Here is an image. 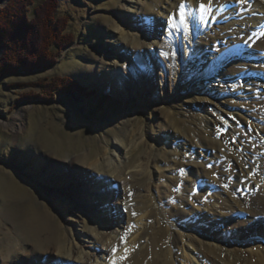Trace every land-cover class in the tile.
<instances>
[{
	"label": "rangeland",
	"instance_id": "1",
	"mask_svg": "<svg viewBox=\"0 0 264 264\" xmlns=\"http://www.w3.org/2000/svg\"><path fill=\"white\" fill-rule=\"evenodd\" d=\"M43 1L34 0L32 11ZM149 1L59 0L58 16L70 18L68 31L74 42L53 66L22 67L0 76V264H80L75 261L85 250L67 262L57 251L34 255L36 246L54 238L63 239L66 246L69 240L88 243L96 227L111 229L118 216L114 219L115 210L103 203L106 197L152 204L155 216L150 227L164 231L161 241L167 243L158 245L157 251L172 249L174 264L183 263L180 247L190 244L191 238L202 234L214 242L218 230L227 236L220 241L224 247L241 251L246 240L232 238L230 229L264 214V207L255 202L264 192V172L258 171L264 164V9L256 4L238 9L228 1L229 17L227 10L214 5L201 25L192 19L198 1L187 0L191 31L182 33L167 23L169 15L178 12L181 0H174L161 19V29L156 28L164 31L160 46L172 48L174 59L169 65L162 59V66L151 68L139 65L126 45L147 37L143 14ZM250 2L254 1L241 4ZM121 3L127 12L120 10ZM173 23H179L178 15ZM123 27L127 29L121 32ZM248 30V39L236 35ZM111 39L115 44L109 43ZM3 52L0 48V64ZM107 53L121 61L115 73L109 71L113 66L104 67L102 73L110 81L104 84L97 70ZM153 56L146 51L145 62L161 61ZM161 69L167 73L165 88ZM56 77L76 80L96 94L90 98L76 88L46 95L40 81ZM116 78L124 86H113ZM84 152L99 159L102 169L82 161L75 168L64 163ZM110 160L124 165L126 173L142 163L146 181H139L138 172H129L126 180L113 184ZM145 214L134 217L133 225L145 221ZM124 218L122 223H128L129 216ZM208 220L213 227L206 226ZM139 233L113 256L105 253L102 262L107 256L125 254ZM245 235L259 240L248 243L249 249L257 253L264 248V226L254 236ZM148 242V237L142 240L143 245ZM246 254L252 262L259 260L247 248ZM200 263L209 262L200 258Z\"/></svg>",
	"mask_w": 264,
	"mask_h": 264
},
{
	"label": "bare ground",
	"instance_id": "2",
	"mask_svg": "<svg viewBox=\"0 0 264 264\" xmlns=\"http://www.w3.org/2000/svg\"><path fill=\"white\" fill-rule=\"evenodd\" d=\"M124 1L128 2V0H124ZM173 1L174 0H150L145 5V7H144L145 14H143V15H145L144 18H145V22L147 24V31H146L147 37L139 36L137 38V40L134 42L133 41H127L126 42L127 47L129 48V50L132 51L131 52L133 54L132 56L139 63V65H141V64L143 66L149 65V66H151V68L156 67V66H162V59L166 63L169 62L168 65L170 64V62L172 64V61L174 59V55H171L172 54V48L167 47V46H163V45L160 46L161 43L158 40H159V38L162 37V34L164 33V31L156 30V28L161 29V27L159 26V24L161 23V19H164L166 17V12H168V10L170 9ZM197 1H198L197 2V8H198V4H199L200 0H197ZM228 1H230V3L232 2V5H236L238 7V9H240V7L248 9V8H250V6H253L254 4H256L255 6L260 7L259 9H264V0H253L254 2H252V3L250 2L249 4H246V5H245V3L241 4V2L236 3L237 0H218L217 3H216V0H211V9H212V7H215L214 5H217L216 7H219L220 9L227 10V5L229 3ZM243 1H247V0H243ZM6 2H7V0H0V7ZM203 2L205 4H207L208 0H203ZM125 7H127L126 4L119 5V8L121 11L127 12L128 9H125ZM237 7H236V9H237ZM236 9H234V10H236ZM212 13L213 12L210 11V13L205 15V19L203 21H201L199 19L200 13L196 9V11H193L192 19L195 22H197L198 24L203 25L204 22H206L208 16H210ZM233 13H234V11H233ZM229 14L230 13L227 10L225 15L228 16ZM211 18L213 19V16ZM154 19H157L158 21L154 22ZM257 19H260V17H257L256 19H254V21ZM251 21H253V19H251L250 22ZM250 22H249V25H250ZM143 24H144V22H143ZM244 24H245V22H244ZM260 25H259V27H260ZM226 26H228V25H226ZM116 28L120 29L119 27H116ZM125 29H127V28L126 27L121 28V32L126 31ZM148 31H150L151 33H149ZM244 31H240V33L236 34V35L240 36V38L242 36L243 38L248 39L249 35L247 36V34H250L251 32L249 33V30H248V33H245ZM112 32H113V34H116V31H114L113 29H111V33ZM119 36L121 37V39H124L122 34H120ZM233 39H234V37H233ZM238 39H239V37H238ZM257 39H258V36L256 37V40ZM261 40L264 41V37ZM109 43L115 44V40L111 39L109 41ZM158 48H160V50ZM146 51H150L151 54L154 55L153 57H159V59H161V61L158 60V58L155 61L154 58L151 59L149 57L151 59V61L147 62L148 63L147 64L145 62L146 60L144 58V54H146ZM116 52L117 51L110 50V54H112V53L114 54ZM118 53L120 54V51H118ZM110 54L107 53V55L103 59V62L101 63L102 64L101 67L97 70L98 72H100V80L101 81L103 80L104 84L110 83V81L108 82V79H107L108 76L106 74L102 73V72L106 71V68H104V67L105 66L106 67L113 66L111 69H109V71L115 73V69H116L115 66H118L119 62L121 61L120 59H117L116 57H112ZM165 54H167V55H165ZM153 62H155V63H153ZM159 74L162 76V78H165V80L162 81L163 88H165L166 86H168L167 73H166V71L162 70V72H159ZM149 79H152L150 73H149ZM111 83H113V86L115 84V87H116V84H120L121 86H124L122 81L119 80L118 78H116V80H112ZM151 85H152V83H151ZM126 86H127V88H129L128 83L126 84ZM142 94H140V96H142ZM81 161L88 163V167L93 168L94 170L95 169L101 170L103 167V163L99 159H96V157L91 158L89 152H84V153H80V154L78 153L74 160H71V161L66 160V161H64V163L70 164V167L72 166L73 168H75L76 167L75 164H79V162H81ZM112 162L113 161L110 160V162H109L110 167L113 164ZM134 166H135L134 167L135 170H129V172L130 173L138 172L140 174L139 179H141L139 181L141 183L145 182L147 179L146 176L148 173H147V171H145V170L142 171L143 169L142 170L140 169L142 167V163H138ZM123 167H125V166L123 165L121 167L120 164L118 163V161L112 165V168L114 170L111 173L112 176H110L109 179L111 178L113 184L127 179V177L124 175L128 174L129 172L126 173L125 172L126 169L124 171ZM131 169H132V167H131ZM202 169H205V168H202ZM258 171L261 173L264 172V164H262L260 166V170H258ZM228 173H231L230 170H228ZM132 175L134 176V174H132ZM262 176H261V174H259L257 176V178L262 179ZM106 177H108V176H106ZM148 178H150V177H148ZM129 185H130V183H129ZM89 196L92 197L91 195H89ZM93 198H95V197L93 196ZM96 199H97V197H96ZM107 199L108 198L106 197L103 200V203H107V205H108L107 207H109L110 210H115V212H114L115 214L113 213L114 219L118 216L117 219L114 221L115 223H112L111 227H109L111 229L102 231L101 229H98V227H96V229L93 231V233L95 235L94 238L93 239L91 238L88 241V243H86L87 241H85V243L83 242V244H80L78 242L75 243L74 240H72V241L69 240L67 242L68 244L66 246V243H63V239H61V238H59V239L54 238L52 240H48V242L43 243V244H41L42 243L41 242L40 243L41 245L36 246V250L34 249L35 250V253L33 252L34 255L35 254L36 255L37 254L38 255L39 254L40 255H44V254L48 255V254H52V251H57L58 255L61 256V258L64 261L68 262L71 259L73 260L75 258V255L78 254L79 250L82 249L83 251L85 250L84 256H82L80 258L78 257L77 258L78 261H75V262L80 263V264H174L173 261H175V260H171V253L173 251L172 249H169L167 251L163 250L161 253H158L159 251H157L158 245L161 244V246H164L167 243L165 241L164 242L161 241L162 237L165 234L164 231H162L160 229L154 230L152 227H150L151 219H152V217L155 216L154 211H152V209H153L152 204L151 205L150 204L144 205L145 199L143 201H140V199L137 201L131 199V201H129V202L128 201L126 202L125 200L123 202H121L120 199L116 198V196L109 198V201H107ZM99 200H101V199H99ZM255 202H256V204H259L260 206L264 207V192H263V194L259 195L257 200L255 199ZM116 206L117 207L120 206L121 208L118 209V208H116ZM144 211L146 213L145 214V221L140 219V220H138V222L134 226L132 220L134 219V217L138 216L139 214H141V213L143 214ZM260 212H262V211H260ZM255 213L256 214H262L263 212L262 213L255 212ZM124 214L125 215L127 214L129 216V221H128V223H125V224L122 223V221H125V218L123 219ZM196 214L200 215V216L202 215L201 212H199V210H196ZM178 215L180 217L184 218L186 214H184L183 212H180ZM218 223H222V222L218 221ZM206 224H208V225H206L207 227L211 228V227H213L212 225L214 223L213 222L210 223V220H208ZM259 225H261V227ZM117 226H120V227L123 226L125 228V230H122L121 228L117 229ZM258 226L262 230V228L264 226V214L260 217L258 215H256L254 219L247 220V221H245V223L239 222V224H236L235 227L232 229H230L228 227L231 230L230 233L233 234L231 236L232 238L239 239L240 243H241V241L246 240L245 243L244 242L241 243L242 247H239V248H241V251L239 249H235V250L229 249V248L224 247L222 245V243L220 241H223V240L225 241L227 239V236L224 235L223 230L215 231L216 233L213 234L216 237L214 242L207 241V239H206L207 237L202 236V234L195 237V239L191 238L190 244H188L187 246L184 244V246L180 247V249L184 252L182 264H201L200 258H203L205 261H208L209 262L208 264H264V248L261 251L256 253V252H254V250L249 249V247L246 246L248 243H249V246H251L250 244L259 243V240L252 239V238L249 239L248 235H245L246 232H249V235H252V234H253V236L256 235V233L261 231L260 229H258ZM24 228H26V226ZM48 229H49V227H48ZM32 230H33V228H32ZM34 230H36V229H34ZM25 231H27V230H25ZM41 231H42V229H41ZM43 231H44V229H43ZM211 231H212V229H209L207 232L211 233ZM135 232H140V233L137 234L134 238H132L130 243L128 242L129 244L127 246L125 254L122 253V255H120L118 258H115V259H111V257L107 256L108 255L107 254L106 255L107 256V258H106L107 262H102V258H103L105 253L113 252L111 255V256H113L115 251L119 250L125 244H127L128 238L132 234H134ZM213 232H214V230H213ZM167 236H169V235H167ZM145 237L149 238V242L147 245L142 244V240ZM165 239H166V237H165ZM197 239L200 240L201 244L199 243V240H197ZM59 241H60V243H59ZM176 241H178V239H176ZM176 244H177V242H176ZM244 244L246 247H244ZM78 245H80V246H78ZM83 248H85V249H83ZM246 248L250 252V256L252 255L253 257H257L259 260L255 259L254 261H256V262L250 261L247 258ZM113 249H115V251H113ZM102 250H103V252H102ZM101 253H103V254L100 255ZM154 253H155V255L153 256L152 254H154ZM196 257H198V258L196 259Z\"/></svg>",
	"mask_w": 264,
	"mask_h": 264
},
{
	"label": "trees",
	"instance_id": "3",
	"mask_svg": "<svg viewBox=\"0 0 264 264\" xmlns=\"http://www.w3.org/2000/svg\"><path fill=\"white\" fill-rule=\"evenodd\" d=\"M34 0H10L0 10V48L4 50L0 76L22 67L30 70L53 66L63 50L74 42L68 31L70 18L58 16L59 0H45L34 6ZM66 77L40 81L44 93L80 89L90 98L94 90L84 88L76 80L66 82Z\"/></svg>",
	"mask_w": 264,
	"mask_h": 264
},
{
	"label": "snow or ice",
	"instance_id": "4",
	"mask_svg": "<svg viewBox=\"0 0 264 264\" xmlns=\"http://www.w3.org/2000/svg\"><path fill=\"white\" fill-rule=\"evenodd\" d=\"M243 2V0H241ZM211 10V0H208V3L205 4L203 0H200L198 4L197 11L200 13L199 19L203 21L205 19V15L210 13ZM179 19V23H173L177 19ZM168 25L173 28L174 31H181L182 33L190 32V23L188 21V5L187 0H181L178 6V12L170 14L167 21ZM167 55V54H165ZM175 55V53H173ZM115 251V249H113Z\"/></svg>",
	"mask_w": 264,
	"mask_h": 264
}]
</instances>
